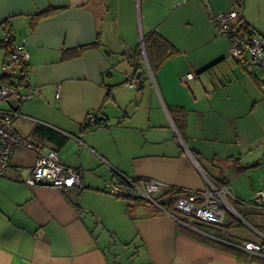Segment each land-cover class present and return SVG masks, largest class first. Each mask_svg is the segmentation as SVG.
Here are the masks:
<instances>
[{"label":"crops","instance_id":"0c3cea01","mask_svg":"<svg viewBox=\"0 0 264 264\" xmlns=\"http://www.w3.org/2000/svg\"><path fill=\"white\" fill-rule=\"evenodd\" d=\"M169 1L180 8L189 4L182 0H0V38L9 32L26 36L30 83L37 88L20 105L23 116L15 120V128L25 140L57 149L64 164L83 170L81 186H30L26 179L37 151L17 147L10 168L0 175V264H264L242 261L231 251L190 234L173 216L182 215L168 201L169 189L158 197L161 203L168 202L164 206L168 211L146 201L132 216L125 198L109 190L108 182L117 171L201 189L207 177L231 186V179L216 167L217 159L219 165L233 162L239 168L259 165V161L244 165L241 156L223 160L219 155L230 154H209L200 142L212 139L204 132L207 129L217 131L219 137L223 134L225 115L230 122L241 114L240 102L221 103L231 99L236 81L227 79L226 71L225 77L214 71L219 63L227 65L237 79L250 78L259 86L264 84L260 77L264 66L251 72L230 59L228 43L195 53L198 43L179 34V20L166 27ZM220 2L224 4L218 6L221 3L213 0L216 13L237 8L241 26L264 36L246 19L244 0ZM191 3L202 9L205 35L212 39L215 31L206 4ZM152 33L176 50L154 69L145 46L146 36ZM7 62L8 50L0 46V80L15 82L20 68ZM191 71L197 77L181 81ZM138 72L143 86L139 82L129 86ZM146 93L149 98L143 104L139 97ZM16 99L12 96L4 105L13 107ZM135 101L138 104L131 107ZM169 106L187 109L184 138ZM91 112L109 125L84 131ZM229 199L242 219L228 213L224 226L199 223L195 231L239 250L244 241L263 242L264 210ZM240 221L244 227H239Z\"/></svg>","mask_w":264,"mask_h":264},{"label":"built area","instance_id":"2783aa9c","mask_svg":"<svg viewBox=\"0 0 264 264\" xmlns=\"http://www.w3.org/2000/svg\"><path fill=\"white\" fill-rule=\"evenodd\" d=\"M207 9L211 12L209 6ZM238 19L239 11L236 9L217 14L211 12V20L219 34L229 41V58L245 64L249 71L255 72L257 68L264 66V37L257 33L247 32ZM0 46L8 50L7 65L20 68L17 80L12 84L0 80V175L7 172L17 147L23 145L37 151L36 162L26 179L27 184L33 187L45 186L58 189L81 186L83 183L82 169L64 164L57 149L47 150L25 140L15 128V120L23 116L20 105L30 100L37 92V88L30 83L28 70L30 52L26 36H17L12 32L6 33L0 38ZM196 77L197 73L191 71L181 79L186 82ZM128 85L136 87L138 79L130 80ZM12 96L17 98L15 105L5 106L4 104ZM60 96L61 85L58 86L57 93V97ZM95 117L96 113L91 112L85 121L94 124ZM206 182L204 188L191 189L173 186L150 177L133 178L117 171L108 185L110 192L114 195L123 198H142L163 210L166 208L159 201V195L166 189L178 190L173 203L182 216H173L181 224L194 230H197L195 222L222 227L226 223L228 213L234 214L237 219H242L229 196L244 207L264 210V191H259L251 200H243L232 192L229 184L218 183L208 177ZM223 231L226 230L223 229ZM238 247L247 253L264 258V241H244Z\"/></svg>","mask_w":264,"mask_h":264},{"label":"rangeland","instance_id":"374dc122","mask_svg":"<svg viewBox=\"0 0 264 264\" xmlns=\"http://www.w3.org/2000/svg\"><path fill=\"white\" fill-rule=\"evenodd\" d=\"M203 1L206 4V7L209 6L213 12L216 13L213 7V0ZM220 1L221 0H215V2L221 3L218 4V6L224 4ZM186 2L189 4L181 8L176 6V3H172V1L167 2V17L169 18V21L166 27L169 28L173 26V23L179 20V25H181L179 34L198 43L195 53L209 50L212 45L214 47L216 44L228 43L227 56L229 57L228 39L219 34L217 27L214 24L212 25L214 27L215 35L211 37L212 39H207L208 36L205 35L206 18L204 19L202 15V9L200 6L191 3L193 0L180 1V3ZM244 2V15L246 16V19L251 22L253 26L264 32V0H244ZM177 7L178 11L175 13ZM226 11H229V9L219 10L218 12ZM259 35L262 36L261 34ZM219 64L220 67H216L214 71H216L220 77H222V75L224 76L226 71V78L236 81L235 85L230 90L232 93L231 99H223L221 103L224 106H229L230 103L237 101L240 102L241 114L234 117V120H231L230 122H227V115L224 114L226 123L223 128L225 130L223 134L219 137L217 131L207 129L204 132L213 137L212 139L206 138L201 140L200 145L212 155L216 151L230 154L219 155L223 160H227V158H230L229 156H241L244 165L247 163L251 165L253 162L259 161V165L239 168L237 164L233 162H231L230 166L219 165L221 164V160L217 159L216 167L231 179L232 192L243 200H251L256 196L258 191H264V84L259 86V84L253 82L250 78L239 80L232 73V70L229 71L227 65L223 62H220ZM260 77L264 80L263 75H260ZM148 98V94L146 93L144 94V98L142 97L141 99L139 97V102L143 101L144 104V102H147ZM137 104V101H135L131 107H134ZM202 106H205V102H202ZM216 117H218V115H216ZM238 210H240V208ZM239 223V227L245 226L241 221Z\"/></svg>","mask_w":264,"mask_h":264},{"label":"trees","instance_id":"16d2710c","mask_svg":"<svg viewBox=\"0 0 264 264\" xmlns=\"http://www.w3.org/2000/svg\"><path fill=\"white\" fill-rule=\"evenodd\" d=\"M238 10V9H237ZM239 11V10H238ZM248 24V23H247ZM246 28L248 29V26L246 25ZM98 43V42H97ZM145 46H146V52L149 58V61L154 69V67H158L161 65L173 52H176L173 45L164 37L160 36L157 33H152L149 36H146L145 38ZM172 50V52H170ZM9 84H12L13 82H8ZM170 107V106H169ZM171 116L173 117L174 123L176 124V127L181 134V136L184 138L186 133V127H187V109L185 107L181 106H174L169 108ZM100 125H109L107 121H104L103 119H98L97 115L95 117L94 124L91 122H85V126L83 127L84 131L92 130ZM44 129V128H43ZM178 193V190L176 189H169L165 194L168 196V201L173 202V198L175 197V194ZM127 202V211L132 216L133 211L146 203V200L138 197H124ZM163 206L168 204V202L161 203ZM166 207V206H165ZM196 224H199L200 222H195ZM182 226V225H181ZM185 227V226H184ZM187 231L194 235L195 237L199 239H204L206 241L212 242L213 244L218 245L221 248H224L228 251H231L232 253L236 254L239 259L242 261H261L264 262V258L251 255L245 251L235 249L233 247L227 246L223 243H219L216 241H211L204 237L203 235L197 233L195 230L187 228Z\"/></svg>","mask_w":264,"mask_h":264},{"label":"water","instance_id":"95a60500","mask_svg":"<svg viewBox=\"0 0 264 264\" xmlns=\"http://www.w3.org/2000/svg\"><path fill=\"white\" fill-rule=\"evenodd\" d=\"M137 79H138V82H139L140 86H143V79L141 78V72H138L137 73Z\"/></svg>","mask_w":264,"mask_h":264}]
</instances>
